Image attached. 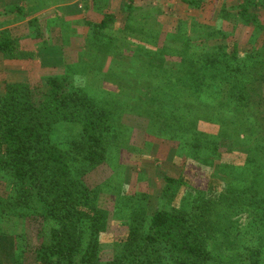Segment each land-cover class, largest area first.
Instances as JSON below:
<instances>
[{"label":"trees","instance_id":"16d2710c","mask_svg":"<svg viewBox=\"0 0 264 264\" xmlns=\"http://www.w3.org/2000/svg\"><path fill=\"white\" fill-rule=\"evenodd\" d=\"M24 1L0 7V240L7 257L14 264L27 256L30 264H264V0H176L165 8L158 0H80V50L90 49L89 65L80 72L64 65L56 74L33 65L34 42L49 40L48 23L39 27L48 10L29 15L36 1ZM154 5L168 19L164 30L140 15ZM65 27L55 33L62 50L75 37ZM119 42L135 47L122 51ZM4 63H25L28 72L11 74ZM88 75L119 87L135 75L143 81L135 97L124 86L127 100L116 104L101 79L92 84ZM128 116L177 143L173 159L186 155L179 176L162 175L158 194L171 203L184 191L189 208L135 209L115 179L111 210L104 193L115 175L88 184L102 166L117 174L118 161L108 158L114 142L130 140ZM227 155L242 156L243 165L223 162ZM186 161L192 170L184 175ZM195 166L213 168L208 187L191 183ZM241 224L253 230L252 245L232 241Z\"/></svg>","mask_w":264,"mask_h":264},{"label":"rangeland","instance_id":"374dc122","mask_svg":"<svg viewBox=\"0 0 264 264\" xmlns=\"http://www.w3.org/2000/svg\"><path fill=\"white\" fill-rule=\"evenodd\" d=\"M36 1V3L33 5V13H30L29 15H34L37 13L45 12L46 9L48 12L46 13V21L47 24V30L52 28V26L55 24V21H53V17L55 15L56 6L58 7V12L56 15L59 17H63L64 14L69 13H78L80 16L82 15L81 11V1L80 0H60V3L58 4V1L56 0H33ZM164 1V2H162ZM158 0L159 3H165V7H169V5H174L176 0ZM26 4L24 0H0V7H4L6 5L10 6V9L13 7H16L17 5L21 6ZM155 4V3H154ZM156 6L154 5L152 9L145 10L140 13V15L146 19L147 23L150 25L158 28L159 30H164V23H168V19L166 15L158 16V12L156 11ZM30 11V8L28 9V12ZM67 11H73V12H67ZM45 15V14H43ZM156 15V16H155ZM183 17V14L181 15ZM82 18V17H81ZM122 18V21H121ZM119 18V24L118 28L121 27L123 23L122 16ZM154 18H156L158 21H156ZM26 22H29L30 19L27 17H24ZM43 22H39V27L42 26ZM13 25V22L11 23V26ZM60 25L66 26L65 22H61ZM68 26V25H67ZM65 28H68V27ZM115 27V28H116ZM77 30H72L74 32L75 37L72 38L74 35L68 34L70 30L66 29L68 37L73 39H76L77 43H74L72 45H69V47H64V50L61 49V43L60 39L55 35V31H51L48 33L45 29L46 38H49L46 43H42L39 40L37 42H34V49H35V59H34V66L35 70H42L43 74L47 73H60L61 68L64 65L70 64L71 66H76L78 71L80 72L81 69H86L89 65L90 61V49L81 51L80 48L82 46V36H76V32H80V28L77 26ZM117 31V30H116ZM28 31H24L23 34L20 35H27ZM81 37V38H80ZM119 48L124 50H130L131 48H134V45L130 46V43L127 42V47L124 48L122 46V42H119ZM68 45V44H67ZM70 48V49H68ZM243 48V47H242ZM78 50V51H77ZM76 52V53H75ZM139 64H136L133 68H138ZM3 68L6 70H12L11 74H14V72H18L20 75H23L24 73L28 72V65L25 63H4ZM119 68L121 69V65H119ZM133 70V69H132ZM40 72V71H38ZM132 73V72H131ZM117 75V74H116ZM89 76V75H88ZM90 77V78H89ZM88 77V80L92 84H96L99 79H101V76L98 75L99 79L95 75H90ZM135 81L127 79L126 81H123V78H117V80L121 83V86L119 87L115 83H112V81L106 83L105 81L99 82L101 85L100 87L108 92L113 93L110 100H114V102L117 104V99H120V101L124 102L126 101L127 95H123V93H128L125 89V87L128 90H131V96L135 97L136 90L134 88L135 83L143 81L142 78H138L136 75L134 77ZM125 86V87H124ZM144 104V102H143ZM153 107L151 106L150 109ZM153 115V113H152ZM129 118H124V123L132 128L130 131L128 130L127 136H129L128 142H121V140L114 142L112 154L108 158L109 160L115 161V159L119 163V170H117V174L112 173L114 169H110L107 165L102 166L97 171H95L88 179V184L90 186H96L98 184H105L106 181L112 176L115 175V177L112 178V180L107 183L106 186H108V192H105L104 195H115V179H116V189L117 191L120 190V192L123 193V196L125 194L129 196L134 197V208L135 209H143L145 208L146 211L153 212V210L156 209V206H160V208H169V206H175L180 205L179 208H189L191 203L188 198L186 197L184 191H182L181 196H178L175 199H172L170 203V199L166 201L162 196L159 195V191L162 187V175H168L171 177L179 176L181 173V163L186 158V155L184 156H176V158L173 159L174 154V148L176 147L175 142H171V140H167V138H155L151 136L146 131V128L143 124H140L139 121H133L130 120L133 118L132 116H128ZM134 119V118H133ZM143 119V118H142ZM143 123V122H142ZM152 124V123H151ZM169 122L167 123V125ZM207 132H211L210 129H205ZM132 137V139L130 138ZM118 142V143H117ZM221 152L224 151V148L221 147ZM208 155V153H206ZM228 158L230 159L232 163L236 165H243V157H237L234 155H227L222 157V161L224 159ZM195 168V173H193V176L190 178L191 183L197 185V187H201L206 185L209 182V173L212 171L213 168L203 169L199 170ZM190 169L187 165V161L185 164V168L183 171V174H186V170ZM192 170V169H190ZM188 175V174H187ZM208 181V182H207ZM207 186V185H206ZM208 187V186H207ZM114 188V189H113ZM103 191V189H102ZM115 192V193H114ZM125 193V194H124ZM191 194V191H189V195ZM113 201H107V206L110 207L111 210L117 206L116 199L112 198ZM159 208V209H160ZM240 222V221H239ZM241 223V222H240ZM116 226L117 232H123V228L120 226ZM110 227H112V224H110ZM109 227V228H110ZM121 228V229H120ZM108 237H110L112 234H110V229H108ZM230 232V231H228ZM231 239L233 242L241 243L244 245H252L255 239V235L253 230L244 225L241 224L237 226L232 232H231ZM107 243H104V247L107 249L108 244L110 241L108 238L106 239ZM109 242V243H108ZM7 248L4 243V241L0 240V264H14L13 260L9 259L7 257ZM25 264H30L28 256L25 257ZM233 264H240L239 262L233 263Z\"/></svg>","mask_w":264,"mask_h":264},{"label":"crops","instance_id":"0c3cea01","mask_svg":"<svg viewBox=\"0 0 264 264\" xmlns=\"http://www.w3.org/2000/svg\"><path fill=\"white\" fill-rule=\"evenodd\" d=\"M55 8H56V11H55V15L53 17L54 18L53 21H55V24L52 26V28L50 27L49 30H54V31L56 30V34H58L57 27L59 26V24L61 22H65L66 23V26L68 25L67 27H69L67 29L70 30V32H68V34H72V35L75 36V34H74V32H72V30L74 31V30H77L78 29L76 25H78V27L80 28V32L79 31L76 32V36H82L84 34L83 29H82L81 25L79 24L80 19H82L81 18L82 15L80 16V14H78V13H69V12H73V11H67L69 14H64L63 17H59L58 15H56V13L58 12V7L56 6ZM43 16L44 15H41L39 19H40V22H43L44 23L46 21V17L45 16L43 17ZM24 23H27V22L24 20ZM75 40L76 39H74V41ZM67 47H69V45ZM68 49H70V48H68Z\"/></svg>","mask_w":264,"mask_h":264}]
</instances>
